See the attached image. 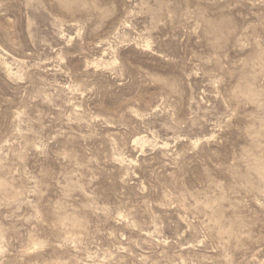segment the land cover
Masks as SVG:
<instances>
[{"label":"rangeland","instance_id":"rangeland-1","mask_svg":"<svg viewBox=\"0 0 264 264\" xmlns=\"http://www.w3.org/2000/svg\"><path fill=\"white\" fill-rule=\"evenodd\" d=\"M0 264H264V0H0Z\"/></svg>","mask_w":264,"mask_h":264}]
</instances>
